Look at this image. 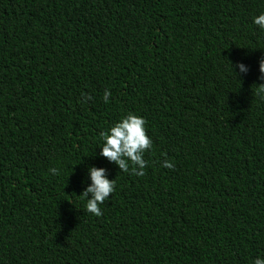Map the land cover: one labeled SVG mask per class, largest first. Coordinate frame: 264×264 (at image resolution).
Here are the masks:
<instances>
[{
  "label": "trees",
  "instance_id": "obj_1",
  "mask_svg": "<svg viewBox=\"0 0 264 264\" xmlns=\"http://www.w3.org/2000/svg\"><path fill=\"white\" fill-rule=\"evenodd\" d=\"M261 12L264 0H0V264L264 258ZM128 113L152 141L142 176L99 156L100 132ZM90 166L115 181L100 216L80 196Z\"/></svg>",
  "mask_w": 264,
  "mask_h": 264
},
{
  "label": "clouds",
  "instance_id": "obj_2",
  "mask_svg": "<svg viewBox=\"0 0 264 264\" xmlns=\"http://www.w3.org/2000/svg\"><path fill=\"white\" fill-rule=\"evenodd\" d=\"M252 23L264 32V12L252 18ZM242 74H247L248 68L243 63L235 65ZM233 69V66H232ZM258 79L264 81V58L258 61ZM84 94H82L83 96ZM110 92L105 90L103 99L108 102ZM257 95L264 99V83L257 86ZM90 97L84 96V100ZM145 120L132 113H128L113 123L107 131L100 132L101 144L98 145L99 156L106 158L109 163H114L121 172H131L137 176L144 174L146 162L143 153L151 148L152 141L147 136L145 130ZM133 165L130 169L129 165ZM165 168H171L172 164L165 160L162 164ZM49 171L57 174V170L52 168ZM87 179L90 183L83 189L80 196L85 198V211L94 216L101 215V205L114 191L115 181L109 180L105 168L89 167L87 169ZM252 264H264V258L257 257Z\"/></svg>",
  "mask_w": 264,
  "mask_h": 264
}]
</instances>
